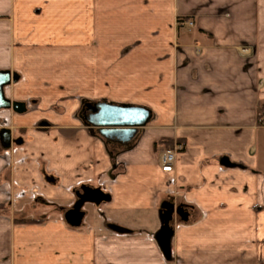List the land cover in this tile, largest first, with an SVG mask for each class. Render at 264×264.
Returning a JSON list of instances; mask_svg holds the SVG:
<instances>
[{
  "label": "crops",
  "instance_id": "crops-1",
  "mask_svg": "<svg viewBox=\"0 0 264 264\" xmlns=\"http://www.w3.org/2000/svg\"><path fill=\"white\" fill-rule=\"evenodd\" d=\"M0 72L26 108L0 109V264H264V0H0ZM100 101L152 116L122 144L84 122ZM83 185L130 236L66 222ZM167 204L197 215L170 259L150 237Z\"/></svg>",
  "mask_w": 264,
  "mask_h": 264
},
{
  "label": "water",
  "instance_id": "water-1",
  "mask_svg": "<svg viewBox=\"0 0 264 264\" xmlns=\"http://www.w3.org/2000/svg\"><path fill=\"white\" fill-rule=\"evenodd\" d=\"M18 79L19 75L17 73L0 72V109L13 107L20 112L26 109L24 103L12 102L4 94V87L12 81L16 82ZM82 111L84 112L82 118L86 124L97 128L105 138L116 140L122 144H128L133 141L140 129L148 124L152 116L151 110L147 107L116 104L108 101L87 103ZM0 138L3 147H9L11 145L12 135L9 130H2L0 132ZM14 141L20 144L22 139H16ZM48 179L52 180V178ZM83 188L86 194H79L81 200L75 204L74 208L66 211L64 215L66 222L74 227L82 223L85 212L81 210V207L86 201L99 202L100 200L109 199V196L98 190H94L86 185ZM162 213L163 226L158 232L156 239L163 254L169 259L172 255L171 240L174 233V227L170 224L173 210L169 209V206L164 205ZM184 213L182 219L188 221L190 212L185 211ZM111 227L119 232L126 231L120 226L113 225Z\"/></svg>",
  "mask_w": 264,
  "mask_h": 264
},
{
  "label": "rangeland",
  "instance_id": "rangeland-1",
  "mask_svg": "<svg viewBox=\"0 0 264 264\" xmlns=\"http://www.w3.org/2000/svg\"><path fill=\"white\" fill-rule=\"evenodd\" d=\"M84 186V185H83ZM83 186H81V187H77L76 188V190H75V192H74V194H75V196H74V201H73V203L70 205V206H68V207H66V208H64L63 210L66 212V211H68V210H70V209H72V208H74V206H75V204L79 201V200H81V196H79V194H86L85 193V191H84V188H83ZM88 187H90V188H92V189H94V190H98V191H100V192H102V193H104L102 190H101V188H98V187H93V186H88ZM105 194V193H104ZM103 201H106V200H100L99 202H96V201H86L83 205H82V207H81V210L82 211H84L85 212V215H84V217H83V219H82V223L79 225V226H75V227H77L78 229H80V228H85V227H87V226H89V227H91V225L93 226V225H95V226H97V228H98V230L96 231V233H95V235H94V238L95 239H99L101 236H102V232H104V231H109L110 232V230L111 231H114V232H118V233H121V234H123V236H130L131 235V233H133V230L132 229H130L127 225H125V226H123V225H116V224H113L112 222H114V221H111V220H107V221H103V218H101V213H100V207H101V204H102V202ZM46 204L44 203V202H42V200L41 199H39V198H37L35 201H33L32 203H30L29 204V206H28V209L26 210L25 209V211H24V213H27V214H33L32 213V210H41L42 209V207H44ZM50 206V208H49V210H50V212H51V210L52 211H54V210H57L58 208H55L54 206H52L53 204H49ZM177 205L178 204H167V206H169V209H172L173 210V213H172V219H171V222H170V224H171V226L172 227H175V226H177V225H180V224H182V223H184L182 220H181V218L176 214V212H175V209H176V207H177ZM95 210V211H94ZM142 213H144V212H142ZM151 216H153V215H155L154 213H153V211H151L150 213H149ZM39 216H41V217H39ZM39 216L37 215V216H35L34 218H19V219H15L14 221H17V220H34L35 222H33V223H42V222H44V221H46V219L45 218H43L42 217V215L39 213ZM94 216H97V218L98 219H100L101 220V223H96V221H95V218H93ZM197 215H196V212H194L192 215H191V217L189 218V220L187 221V223H193V222H196L197 220V217H196ZM85 222V223H84ZM27 224V223H26ZM113 225H116V226H120V227H122V228H124L126 231H124V232H119V231H116V230H114L111 226H113ZM107 226H109L110 228L108 229L107 228ZM162 226H163V221H162ZM162 226H161V228H162ZM80 227V228H79ZM161 228H160V230H161ZM81 229V230H82ZM159 230V231H160ZM158 231V232H159ZM158 232L155 234V238H154V236H150L151 237V239L153 238V239H155L156 241H157V239H156V236H157V234H158ZM135 233H137V230L136 231H134V234ZM138 233H139V231H138ZM157 243H158V241H157ZM158 245H159V243H158ZM160 247V246H159ZM161 249V248H160ZM162 251V250H161ZM163 253V252H162ZM172 256V255H171ZM170 259V258H169Z\"/></svg>",
  "mask_w": 264,
  "mask_h": 264
},
{
  "label": "built area",
  "instance_id": "built-area-1",
  "mask_svg": "<svg viewBox=\"0 0 264 264\" xmlns=\"http://www.w3.org/2000/svg\"><path fill=\"white\" fill-rule=\"evenodd\" d=\"M192 24V22L190 23ZM260 125L264 126V111L259 113ZM183 145L178 144L174 149L165 150L161 156V169L163 172H172L174 170V160L176 152L182 150Z\"/></svg>",
  "mask_w": 264,
  "mask_h": 264
},
{
  "label": "flooded vegetation",
  "instance_id": "flooded-vegetation-1",
  "mask_svg": "<svg viewBox=\"0 0 264 264\" xmlns=\"http://www.w3.org/2000/svg\"><path fill=\"white\" fill-rule=\"evenodd\" d=\"M83 110V109H82ZM81 110V116L84 115V112ZM181 208V209H180ZM179 209V210H178ZM184 209V210H183ZM185 211H189L190 212V216L189 218L191 217L192 215V212H191V208L188 206V205H185V204H179L176 209H175V212L176 214L182 219L183 216H184V212Z\"/></svg>",
  "mask_w": 264,
  "mask_h": 264
},
{
  "label": "trees",
  "instance_id": "trees-1",
  "mask_svg": "<svg viewBox=\"0 0 264 264\" xmlns=\"http://www.w3.org/2000/svg\"><path fill=\"white\" fill-rule=\"evenodd\" d=\"M16 222H18V223H33V222H35L34 220H17Z\"/></svg>",
  "mask_w": 264,
  "mask_h": 264
}]
</instances>
